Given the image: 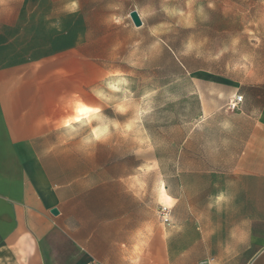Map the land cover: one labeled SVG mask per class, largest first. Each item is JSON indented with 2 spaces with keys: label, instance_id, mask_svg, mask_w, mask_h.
Segmentation results:
<instances>
[{
  "label": "rangeland",
  "instance_id": "obj_1",
  "mask_svg": "<svg viewBox=\"0 0 264 264\" xmlns=\"http://www.w3.org/2000/svg\"><path fill=\"white\" fill-rule=\"evenodd\" d=\"M67 50L104 70L94 91L107 109L64 133L55 177L121 185L129 213L159 218L184 183L199 188L190 169L228 167L240 149L235 98L264 81V0H0V67Z\"/></svg>",
  "mask_w": 264,
  "mask_h": 264
},
{
  "label": "crops",
  "instance_id": "obj_2",
  "mask_svg": "<svg viewBox=\"0 0 264 264\" xmlns=\"http://www.w3.org/2000/svg\"><path fill=\"white\" fill-rule=\"evenodd\" d=\"M56 56L0 67V264H264V81L239 92L244 135L232 164L190 169L199 188L168 196L164 226L129 213L121 185L94 193L55 177L49 154L64 159V133L107 109L94 91L104 70L68 50ZM80 103L91 113L77 121Z\"/></svg>",
  "mask_w": 264,
  "mask_h": 264
},
{
  "label": "built area",
  "instance_id": "obj_3",
  "mask_svg": "<svg viewBox=\"0 0 264 264\" xmlns=\"http://www.w3.org/2000/svg\"><path fill=\"white\" fill-rule=\"evenodd\" d=\"M243 96L238 95L235 98V106L242 103ZM159 218L165 226H171L172 224V209L168 206H161L159 209Z\"/></svg>",
  "mask_w": 264,
  "mask_h": 264
},
{
  "label": "water",
  "instance_id": "obj_4",
  "mask_svg": "<svg viewBox=\"0 0 264 264\" xmlns=\"http://www.w3.org/2000/svg\"><path fill=\"white\" fill-rule=\"evenodd\" d=\"M131 18H132L134 24H135L137 27H139V26L142 25V21H141V18H140V16H139L138 12H136V11L132 12V13H131ZM52 213L55 214V215H57V214L59 213V211H58L57 209H53V210H52Z\"/></svg>",
  "mask_w": 264,
  "mask_h": 264
}]
</instances>
